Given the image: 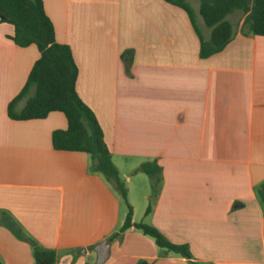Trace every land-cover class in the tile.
Wrapping results in <instances>:
<instances>
[{"label":"crops","instance_id":"0c3cea01","mask_svg":"<svg viewBox=\"0 0 264 264\" xmlns=\"http://www.w3.org/2000/svg\"><path fill=\"white\" fill-rule=\"evenodd\" d=\"M42 1L57 42L72 50L77 93L102 128L133 222L189 247L200 264H264V37L239 28L224 51L202 59L196 30L204 38L210 30L199 5L192 21L164 0ZM14 34L0 22L1 263L35 264L19 227L56 253L55 264H97L96 247L107 240L104 264H190L134 228L120 234L127 208L91 171L90 156L53 147V132L68 128L64 114L10 119L40 58ZM153 161L161 183L147 214L150 194L142 185L132 196V178Z\"/></svg>","mask_w":264,"mask_h":264},{"label":"trees","instance_id":"16d2710c","mask_svg":"<svg viewBox=\"0 0 264 264\" xmlns=\"http://www.w3.org/2000/svg\"><path fill=\"white\" fill-rule=\"evenodd\" d=\"M166 3L186 11L193 21V9L189 0H164ZM241 13L243 19L233 24L230 18ZM199 14L209 38H204L199 29L200 57L210 58L221 53L233 41L237 31L249 36L264 37V0H199ZM0 22L14 26L12 41L19 47L35 45L40 58L34 64L22 92L10 103L8 114L14 121L46 119L53 112L64 114L68 122L67 130H57L52 134V143L56 151L81 152L90 156V169L102 175L112 185L127 207V216L120 234L131 228L154 240L156 246L171 254L194 261L189 247L175 245L168 241L156 228L146 223L133 222V208L128 200V189L115 167L112 154L104 140V133L92 110L79 97L76 85L78 67L69 46L59 44L55 28L47 16L42 0H0ZM130 67L131 52L123 56ZM24 103L23 108H19ZM161 168L157 162H147L136 173H143L151 182L150 206L156 199L161 183ZM264 202V185L259 190ZM0 216H5L2 214ZM3 220L0 219V225ZM19 237L33 248L35 264H55L57 255L54 251L39 247L32 239L25 236L21 229H16ZM113 235L110 240L118 238ZM0 264L1 261H0Z\"/></svg>","mask_w":264,"mask_h":264},{"label":"rangeland","instance_id":"374dc122","mask_svg":"<svg viewBox=\"0 0 264 264\" xmlns=\"http://www.w3.org/2000/svg\"><path fill=\"white\" fill-rule=\"evenodd\" d=\"M191 5L195 7V9H197L198 5H199V0H189ZM195 13H196V10H195ZM243 19V15L241 13H235L231 18H230V21L233 23V24H237L239 21H241ZM206 31V30H205ZM140 168V167H139ZM138 168V169H139ZM137 169V170H138ZM120 173L121 175L123 174L124 171V168L121 167L120 168ZM136 170V171H137ZM135 171V175L133 176V182L132 184L134 183V186L135 187H132V196H136V198H138V195L140 194V191L142 189V185H143V188L145 187V189L147 190V192L151 195V182H150V179L148 176H146L145 174L143 173H136ZM143 181V183H142ZM131 188V187H130ZM146 192V191H145ZM127 207L124 205V209H126ZM142 211L141 210V214H142ZM147 212V211H146ZM138 220H141L140 218ZM162 252H165L163 250H160Z\"/></svg>","mask_w":264,"mask_h":264},{"label":"water","instance_id":"95a60500","mask_svg":"<svg viewBox=\"0 0 264 264\" xmlns=\"http://www.w3.org/2000/svg\"><path fill=\"white\" fill-rule=\"evenodd\" d=\"M96 252L98 254V263L104 264L110 254V241L107 240L96 247Z\"/></svg>","mask_w":264,"mask_h":264}]
</instances>
